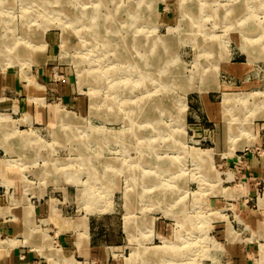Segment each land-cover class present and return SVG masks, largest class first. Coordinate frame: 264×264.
Segmentation results:
<instances>
[{
    "label": "rangeland",
    "instance_id": "obj_1",
    "mask_svg": "<svg viewBox=\"0 0 264 264\" xmlns=\"http://www.w3.org/2000/svg\"><path fill=\"white\" fill-rule=\"evenodd\" d=\"M4 2L0 36L13 28L30 54L0 56V77L23 90L0 100V176L1 166L20 172L26 194L47 187L55 201L41 221L26 209L21 241L1 248L24 244L47 264H87L51 223L75 232L81 255L88 216H100L108 219L93 238L112 263L232 264L233 243L248 264H264V181L249 187L227 165L264 132V0ZM241 8L251 13L241 24L247 38L232 27ZM231 63L248 74L232 76ZM67 214L82 216L64 227Z\"/></svg>",
    "mask_w": 264,
    "mask_h": 264
},
{
    "label": "crops",
    "instance_id": "obj_2",
    "mask_svg": "<svg viewBox=\"0 0 264 264\" xmlns=\"http://www.w3.org/2000/svg\"><path fill=\"white\" fill-rule=\"evenodd\" d=\"M247 71L248 68L244 63H231L230 66L227 67V72L234 77L243 78L246 74H248ZM10 89L14 92L23 94L22 88H20L19 85L10 77H0V100L4 99L3 97L6 95L7 91L10 92ZM58 89L64 98L69 97L67 93L69 91L68 80H65L63 86ZM5 99L8 98L6 97ZM206 105H208L207 108L210 110L212 107L214 108V106H212V102L209 100L206 102ZM16 106L13 107V110L20 107V105L18 107ZM45 115H43L40 111L37 115V120L45 123L49 122L48 117ZM193 123V125H196V120H194ZM256 133L257 146L254 150L245 148L243 151H236L233 156H230L227 160V165L235 169L240 174L243 183L247 184L249 187L256 186L259 182L264 181V132L258 130ZM1 169L2 172L0 179H6L12 182V186L6 188L5 186L0 185V241L13 238L21 241V234L24 230L23 219L25 210L30 207L32 208L31 215L33 222L35 220L37 222V220L41 221L49 218L51 215V200H54L50 197L52 190L51 188L47 190L46 187L41 190L33 189L30 193L26 194L20 172L6 171L2 166ZM62 190H65V193L69 195V186L64 188L62 187ZM40 193H42L41 196H38ZM55 206L58 209L57 204ZM81 216L82 215L69 216V214H67V216L59 215V219H67L77 223ZM106 219L108 218L88 216L86 223L87 242L81 250V255H78V250L74 241L75 232L72 229L57 231L58 227L54 223H51V225L55 226L58 239L61 244L65 246L67 252H69V250L75 251L77 258L85 260L87 264H116L112 263L111 260L108 259L102 252L105 248L104 245L100 243V241L97 242V240L93 238V236H95L93 232L98 230L100 227H104L103 223ZM67 220L63 223L64 227H69V221ZM244 220L249 226H255L254 228H256V230L259 228L258 221L256 222L255 219L246 217ZM157 228L161 230L160 223L157 225ZM162 231L163 233L165 232V226L162 228ZM119 232L120 234L123 233L121 224L119 226ZM113 249L115 252H118L120 249H124V246L122 243L114 244ZM227 249L231 257L232 264H248L244 245L230 243ZM85 261H83V263ZM0 264H47V261L44 257L39 255L37 250L29 249L26 245L20 244L12 246L8 249H3L0 246Z\"/></svg>",
    "mask_w": 264,
    "mask_h": 264
},
{
    "label": "bare ground",
    "instance_id": "obj_3",
    "mask_svg": "<svg viewBox=\"0 0 264 264\" xmlns=\"http://www.w3.org/2000/svg\"><path fill=\"white\" fill-rule=\"evenodd\" d=\"M74 2H76L77 4H80V2H85V0H73ZM5 2H4V0H1V2H0V8H1V5H3ZM46 3H47V1H46ZM81 3V4H82ZM59 8V7H58ZM182 10V12H185L186 10L184 9V8H182L181 9ZM185 10V11H184ZM246 11V8L244 9V8H241V10L239 11V13L237 14L238 16L237 17H239L235 22H233V25H232V27H236V28H238V30H239V34H240V37L241 38H247V37H249L250 36V34H249V32H248V30H247V28L245 27V26H243V25H241L245 20H247V17H250L249 15L251 14H249L248 13V11L247 12H245ZM2 13V12H1ZM4 13V12H3ZM34 15V13L32 14H30V16H29V18L30 17H32ZM26 17V16H25ZM83 17V16H82ZM236 17V16H235ZM28 18V17H27ZM249 19V18H248ZM189 20H191L192 22H195L196 20H197V17H195V16H190L189 17ZM8 25H6V27H7ZM3 32V34H2V36H0V56L1 57H4L5 56V58H8V57H11L12 59H13V61L15 62L16 60L18 61V60H20V59H22V58H26L30 53H28L27 52V47L29 46V43H28V41H27V39L26 38H22V35H19V34H15V32H14V30H13V28H11L10 30H5V31H2ZM7 34H9L10 35V37L9 38H6V39H4L5 38V35H7ZM88 36H90V35H88ZM97 36V35H96ZM193 36V35H192ZM67 37V36H66ZM91 37H93V36H91ZM3 38V39H2ZM11 38V39H10ZM164 38V37H163ZM89 41V40H88ZM22 45V46H21ZM28 45V46H27ZM26 47V48H25ZM20 48H22V49H24V52H23V50L22 49H20ZM25 49H26V51H25ZM170 49V48H169ZM12 52H14L12 55H10ZM31 54H32V52H31ZM158 54V53H157ZM172 55L173 54H171L170 53V56H169V59L171 60L173 57H172ZM31 56V55H30ZM145 56H146V54H145ZM170 64H171V62H170ZM102 70L103 69H105V68H107L106 66H101L100 67ZM160 69V68H159ZM144 79H146V78H142V80H140V81H143ZM133 82H136L135 80L133 81ZM138 82V81H137ZM144 82V81H143ZM129 83H132V81L131 82H129ZM27 84H31L30 82L28 83L27 82ZM145 87H146V84H145ZM95 97V96H94ZM98 97V96H97ZM112 99V98H111ZM110 99V100H111ZM94 100V99H93ZM138 108V107H137ZM101 110V109H100ZM148 111V110H147ZM147 111H145V114L143 115L144 117H148V115H149V113L147 112ZM114 113V112H113ZM9 131H5V134H7ZM152 145V144H151ZM99 150V149H98ZM145 254H147V253H141V254H136V255H140V257L141 258H143L144 256H145ZM142 264H150V263H147V261L146 262H143Z\"/></svg>",
    "mask_w": 264,
    "mask_h": 264
}]
</instances>
